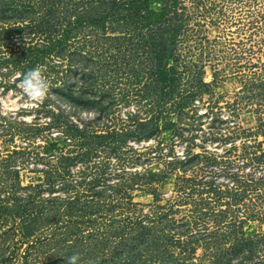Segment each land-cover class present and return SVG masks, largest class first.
<instances>
[{
	"label": "rangeland",
	"instance_id": "374dc122",
	"mask_svg": "<svg viewBox=\"0 0 264 264\" xmlns=\"http://www.w3.org/2000/svg\"><path fill=\"white\" fill-rule=\"evenodd\" d=\"M123 2L0 0V264H264V0Z\"/></svg>",
	"mask_w": 264,
	"mask_h": 264
},
{
	"label": "clouds",
	"instance_id": "9594fccd",
	"mask_svg": "<svg viewBox=\"0 0 264 264\" xmlns=\"http://www.w3.org/2000/svg\"><path fill=\"white\" fill-rule=\"evenodd\" d=\"M20 87L24 94L33 101L44 99L48 93V83L40 67L30 69L23 74ZM78 255L68 257L67 264H77Z\"/></svg>",
	"mask_w": 264,
	"mask_h": 264
},
{
	"label": "trees",
	"instance_id": "16d2710c",
	"mask_svg": "<svg viewBox=\"0 0 264 264\" xmlns=\"http://www.w3.org/2000/svg\"><path fill=\"white\" fill-rule=\"evenodd\" d=\"M113 1V0H112ZM129 1H133L132 3V7L133 8H135V10H136V12L134 13V14H139V13H141V14H143V16L146 18V19H148V18H150V17H152V14H156V15H160L161 13H159V12H155V11H151V10H147V13L146 12H144V11H142V9H141V6H140V3H137V2H134V1H136V0H129ZM129 3V2H128ZM122 4L124 5V2H123V0H122ZM120 7V6H119ZM122 8V7H121Z\"/></svg>",
	"mask_w": 264,
	"mask_h": 264
}]
</instances>
